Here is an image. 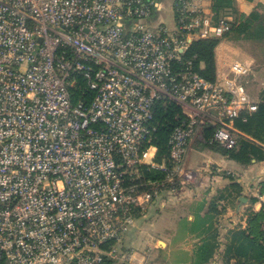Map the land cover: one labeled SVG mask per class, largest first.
Wrapping results in <instances>:
<instances>
[{
    "label": "built area",
    "instance_id": "obj_1",
    "mask_svg": "<svg viewBox=\"0 0 264 264\" xmlns=\"http://www.w3.org/2000/svg\"><path fill=\"white\" fill-rule=\"evenodd\" d=\"M163 6L0 0V264H153L124 250L126 233L182 186L205 128L237 145L228 121L257 108L242 82L250 68L236 61L211 82L187 58L233 20L214 24L204 0H174L172 30L156 19ZM143 166L165 177L147 180Z\"/></svg>",
    "mask_w": 264,
    "mask_h": 264
},
{
    "label": "crops",
    "instance_id": "obj_2",
    "mask_svg": "<svg viewBox=\"0 0 264 264\" xmlns=\"http://www.w3.org/2000/svg\"><path fill=\"white\" fill-rule=\"evenodd\" d=\"M237 2L246 6L247 14L257 3L264 5V0ZM173 3L174 0L165 1L156 17L166 24L170 18L173 25L168 27L172 30L176 27ZM204 5L211 10L212 0H204ZM251 63L245 77L253 88L246 89L257 108L244 114L256 112L264 102V57L260 66ZM235 120L228 123L239 134ZM203 132L189 149L182 186L174 191L164 190L137 219L124 237L125 251L136 250L153 264H235L228 253L233 234L248 227L250 207L257 212L263 207L259 195H263L264 160L243 165L223 150L203 147ZM252 198L257 200L254 205ZM136 232L140 235L135 238Z\"/></svg>",
    "mask_w": 264,
    "mask_h": 264
},
{
    "label": "trees",
    "instance_id": "obj_3",
    "mask_svg": "<svg viewBox=\"0 0 264 264\" xmlns=\"http://www.w3.org/2000/svg\"><path fill=\"white\" fill-rule=\"evenodd\" d=\"M237 3V0H212L213 23L217 24L222 16L236 11ZM229 24L230 29L220 37L194 40L187 53V58L193 60L195 70L211 82H217L221 78L218 48L223 40L264 43V5L257 4L250 14H240ZM173 123L175 122L172 117L164 118V125L157 132L156 144L160 157L169 151L168 139ZM234 126L240 132L234 149L223 148L214 141L215 127L205 128L201 141L203 147L223 150L231 159L243 165H249L254 160H264V102L258 105L256 112L243 113L235 120ZM142 172L143 177L150 181L165 177L164 171L149 169L147 166L142 167ZM256 201L252 198V205ZM249 210L248 227L234 232L228 253L235 260V264H264V206L259 212L252 207Z\"/></svg>",
    "mask_w": 264,
    "mask_h": 264
},
{
    "label": "rangeland",
    "instance_id": "obj_4",
    "mask_svg": "<svg viewBox=\"0 0 264 264\" xmlns=\"http://www.w3.org/2000/svg\"><path fill=\"white\" fill-rule=\"evenodd\" d=\"M161 1L163 2L166 1L167 3H169L171 0H161ZM255 6L256 5H254L253 9L255 8ZM243 7L244 6H241L240 3H237V7H236L237 10L234 12H229V14H227L229 17H231L230 20H235L236 17L238 18V16H240V14L247 15L246 11H244L247 8L246 6L245 8ZM165 14L167 15V12ZM167 25L168 26L173 25V22L170 21V18L167 19ZM263 47H264V43L262 42L249 43V42H239V41L234 42L231 40H223L222 43L220 44V47L218 48V59H219L220 69H221L220 76L221 77L228 76L230 74L231 65L236 61L244 63L248 66L249 65L252 66L251 62L254 61V64H256L257 66L258 65L260 66L262 64V60L264 57ZM242 82L245 85V87L248 88L249 90L253 88L252 84L248 81V77L242 78ZM188 154L185 157V164L187 162ZM193 154L197 155L196 153H193ZM199 159L200 161H202L201 157H199ZM259 197L262 198V201H264V193L263 195L262 194L259 195ZM139 235H140L139 232H136L135 238L138 237ZM148 249L149 248H147L146 251L150 252ZM155 255H157V253H155L154 251V257Z\"/></svg>",
    "mask_w": 264,
    "mask_h": 264
}]
</instances>
